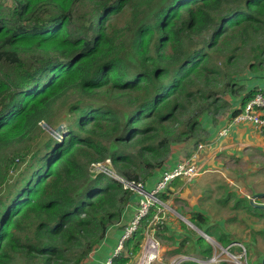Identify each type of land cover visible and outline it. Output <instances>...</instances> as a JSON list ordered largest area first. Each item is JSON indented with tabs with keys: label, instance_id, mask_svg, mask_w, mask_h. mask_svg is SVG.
Returning <instances> with one entry per match:
<instances>
[{
	"label": "trees",
	"instance_id": "1",
	"mask_svg": "<svg viewBox=\"0 0 264 264\" xmlns=\"http://www.w3.org/2000/svg\"><path fill=\"white\" fill-rule=\"evenodd\" d=\"M243 58L264 70V0H0V264H82L134 193L90 163L109 158L145 185L173 144L196 139L203 114L219 105L233 117L263 92L225 67ZM179 185L176 177L158 197ZM157 207L115 264L140 249L146 230L171 232L153 221ZM247 211L264 221V209ZM207 216L188 218L212 229ZM188 241L170 253L187 254ZM195 242L212 255L203 237Z\"/></svg>",
	"mask_w": 264,
	"mask_h": 264
},
{
	"label": "rangeland",
	"instance_id": "2",
	"mask_svg": "<svg viewBox=\"0 0 264 264\" xmlns=\"http://www.w3.org/2000/svg\"><path fill=\"white\" fill-rule=\"evenodd\" d=\"M247 54L248 53L246 52L244 56ZM245 59L246 58H243V60L236 64L226 65L225 67H227L229 71L233 70V72L235 70L242 71V73H245L243 75H247L248 78L258 77L263 70L256 71L258 69L254 70L247 68V62ZM231 94L233 95L234 93L232 92ZM232 95L224 91V95H221L220 97H224L223 99H225L227 104L230 102ZM222 103L224 105L223 101ZM218 106L219 105H216L210 112L205 113L211 115L214 122L220 121L221 118L224 117V114L229 112H222ZM205 114L202 115L201 119ZM193 140L194 143H191L190 146H188L189 148H192L193 144L198 143V140H200L199 134L196 139ZM174 145L186 146V144H181L179 142L172 146ZM172 146L170 147V155L172 153ZM248 160L250 161L251 167L253 169H258L259 171L254 170L252 173L250 172L246 174L239 181L237 180L238 183L232 180L233 173L239 170L240 172L238 175L245 174L243 172L246 168L245 164H228L227 169H221L218 171H213L212 169L207 168L208 170L200 175V180H198L200 177L198 176L196 181L185 186L189 188L186 196L187 198L179 197L174 198L172 202L167 201L165 204L166 209H163L164 215H162V217L164 216L163 222L169 226L171 232H167L166 235L176 234V236L172 241H166V235H160V237L158 236L157 238L163 249L164 261H169L171 259L173 255L170 253V249L177 247L180 240L184 237L188 238L189 236L191 238V241H188L187 243L185 242L186 244L183 247L184 250L188 249V253L175 255L205 258L199 254L197 248L194 249L196 245L195 238L197 235L203 237L207 244H210L209 241L212 244L217 242L219 245L222 244L223 247L227 243L221 240L219 236L227 235L226 239L232 241L230 242V244H232L230 247V244L227 245L231 253L239 255L241 249L238 245L233 244V242H243L248 252L246 255L247 264H261V257L264 254V237L255 234V232L264 228V221L260 219V216L255 217L248 214L247 210L253 211L259 210V208L250 205L247 198L253 193L264 191V157L258 154H253L252 157L248 156L246 161ZM102 162L110 169H101L105 172H109L112 177L118 178L119 176L124 179L123 176L117 172L116 168H111V163L108 159L101 160V163ZM98 168L99 166L97 164H93V162L90 163V169L93 174H96L97 171H99ZM239 198H243L241 202L239 201ZM257 200L259 202H264V198H259ZM196 210L208 215L206 219L207 222L214 225L212 229L209 228V225H200V227H198L202 232L208 233V236H210L212 240H207L203 234L199 233L200 231L195 224L192 225L193 223H187V221H190L188 218L190 213ZM255 219L257 222H253ZM182 222L185 223L186 228H182ZM212 244L210 245L212 246ZM214 246H212V255L221 253V248L216 246L217 249H215ZM199 250H201V248H199ZM109 255H113V251ZM226 255V253H222L221 256L226 259Z\"/></svg>",
	"mask_w": 264,
	"mask_h": 264
},
{
	"label": "crops",
	"instance_id": "3",
	"mask_svg": "<svg viewBox=\"0 0 264 264\" xmlns=\"http://www.w3.org/2000/svg\"><path fill=\"white\" fill-rule=\"evenodd\" d=\"M255 85H259V87L264 86V70L258 77L248 78L247 88H251ZM230 102L231 109L233 110L239 106L240 97H233L230 99ZM231 112L230 110L228 113L224 114V117L217 122H214L211 115L205 114L201 119L202 128L199 132L200 140H198V143L207 145V148L201 153V156L204 158V165L208 169L210 168L213 171H218L227 169L228 164H245L246 168L243 171L245 174L238 175L240 172L239 170L233 173L232 180L238 183L246 174L252 173L254 170L259 171L258 169H253L250 161L246 160L248 156L252 157L253 154L264 157V127H256L247 122H234L233 119H231ZM225 127L229 128V133L227 136L222 137L219 135L218 131ZM191 143H194L193 139L181 143L186 144L185 147H183L184 145L172 146V153L169 159L153 176L146 179L144 188L149 190L154 186L164 170L172 168L180 159L189 157L198 144H193L192 148H189L188 146H190ZM200 178L201 176L198 180H200ZM190 184L191 183L186 184L183 182V185H179L173 193L168 194L169 199L165 202H172L174 198L179 197L187 198L186 196L189 188L185 186ZM138 198V193L131 194V199L122 212L121 220L107 230L103 241L95 247L82 264H102L104 259L114 251L115 247L118 245L124 227L129 223L137 209Z\"/></svg>",
	"mask_w": 264,
	"mask_h": 264
},
{
	"label": "built area",
	"instance_id": "4",
	"mask_svg": "<svg viewBox=\"0 0 264 264\" xmlns=\"http://www.w3.org/2000/svg\"><path fill=\"white\" fill-rule=\"evenodd\" d=\"M233 121L238 123L247 122L255 125L256 127H264V90L262 93H257L247 103L241 113L233 116ZM218 133L222 137L227 136L229 133V128L225 127L224 129L218 131ZM206 148L207 145L198 143L189 157L180 159L171 169L164 170L158 180L155 182V185L149 190H144L141 182H129L120 178L119 176L118 178L113 177L122 182L124 187L138 193L140 197L138 199V207L129 223L124 227L118 245L113 251V255H108L102 264H115L114 258L123 249L124 241L131 237L132 234L138 229L140 219L148 213L149 208L152 205H158L157 213L154 215L153 221L163 223V209H166V206L160 201L158 194L164 191L168 187V184L176 177L183 179L184 183H190L192 180L196 179L202 173L207 171L208 169L204 165V158L201 156V153L204 152ZM93 164H97L99 166V171L97 172H105L101 168H107L103 162H93ZM105 173L111 176L109 172ZM154 231L155 230L153 229L151 231L146 230L144 232L140 249L135 254L128 253V261L126 264H180L185 259H189L201 264H216L220 260H227L229 262L238 264L243 263L241 262L242 259L246 258L245 247L240 243H233L238 245L241 249L239 255H235L229 251V247L232 244H230L229 247H222L217 242L212 244L209 241L212 246H219L221 248V253L213 254L207 259L199 258L197 256L173 255L169 261H164L163 249L161 248L160 242L155 237ZM208 239L210 238H207V240ZM216 246H214L215 249H217ZM222 253L227 254L226 259L221 256Z\"/></svg>",
	"mask_w": 264,
	"mask_h": 264
},
{
	"label": "clouds",
	"instance_id": "5",
	"mask_svg": "<svg viewBox=\"0 0 264 264\" xmlns=\"http://www.w3.org/2000/svg\"><path fill=\"white\" fill-rule=\"evenodd\" d=\"M231 119H233L232 116H231ZM105 159H108V160L110 161L109 158H105ZM98 162H101V161H98ZM110 163H111V161H110ZM105 166H106V164H105ZM106 167H107V166H106ZM107 168H109V167H107ZM111 168H113L112 164H111ZM109 169H110V168H109ZM168 169H171V168H168ZM90 170H91V169H90ZM111 170H112V169H111ZM97 173H100V172H97ZM103 173H105V172H103ZM162 173H163V172H162ZM105 174H107V173H105ZM107 175H108V174H107ZM108 176H110V175H108ZM110 177H112V176H110ZM112 178H113V177H112ZM114 179H116V178H114ZM174 179H175V178H174ZM196 179H197V178H196ZM196 179L192 180L190 183H193ZM116 180H118V179H116ZM157 180H158V179H157ZM181 180H182V182H184L183 179H181ZM118 181H119V180H118ZM170 183H171V182H170ZM170 183H169V184H170ZM169 184H168V187H169ZM142 185H143V184H142ZM154 185H155V184H154ZM168 187H167V188H168ZM151 188H152V187H151ZM151 188H150V189H151ZM167 188H166V189H167ZM143 189L146 190V189L144 188V185H143ZM166 189H165V190H166ZM165 190H164V191H165ZM164 191H162V192H164ZM133 192H134V191H133ZM162 192H160V193H162ZM134 193H136V192H134ZM138 195H139V194H138ZM158 196H159V194H158ZM139 197H140V195H139ZM158 198H159V197H158ZM138 199H139V198H138ZM159 199H160V198H159ZM248 200H249V197H248ZM256 200H257V199H255V201H256ZM160 201H161L163 204H166V202L162 201L161 199H160ZM137 207H138V205H137ZM160 207H161V205H160ZM203 236H205L206 239H207V238H210V236H208V234H206V233H204ZM210 239H211V238H210ZM233 243H240V244H242V245L245 247V244H244L243 242H240V241H234ZM222 247H223V246H222ZM226 247H227V246H226ZM245 250H246V255H247L248 252H247L246 247H245ZM211 256H212V255H211ZM211 256H210V257H211ZM263 256H264V254L262 255V257H263ZM262 257H261V258H262ZM207 258H209V257H207ZM185 260H189V259H185ZM225 261H227V260H225ZM244 261H245V262H244ZM241 262H243V263H238V264H247L246 258H245V259L243 258V260H242ZM230 263H233V262H230ZM234 264H237V263H234Z\"/></svg>",
	"mask_w": 264,
	"mask_h": 264
},
{
	"label": "water",
	"instance_id": "6",
	"mask_svg": "<svg viewBox=\"0 0 264 264\" xmlns=\"http://www.w3.org/2000/svg\"><path fill=\"white\" fill-rule=\"evenodd\" d=\"M259 198H264V191L258 192V193H253L249 197V204L253 205L254 207L264 209V202H256L255 201V199H259ZM187 223H191V222L187 221ZM192 225H194V224H192ZM197 229L200 231L199 233L204 234V232H202L198 227H197ZM261 264H264V256L261 259Z\"/></svg>",
	"mask_w": 264,
	"mask_h": 264
}]
</instances>
